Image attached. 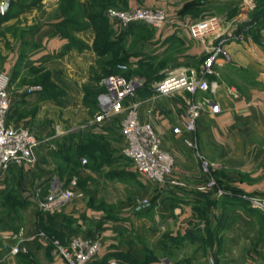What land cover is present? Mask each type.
<instances>
[{
	"label": "crops",
	"instance_id": "1",
	"mask_svg": "<svg viewBox=\"0 0 264 264\" xmlns=\"http://www.w3.org/2000/svg\"><path fill=\"white\" fill-rule=\"evenodd\" d=\"M193 1H125L126 8L140 6L164 10L167 20L159 29L133 25L127 32H117L108 23L112 32L109 51L119 50L126 60L124 65L128 67L123 72L136 74L135 77L144 82L136 91L141 99L137 116L141 122L152 126L162 149L172 156L171 179L182 182L184 187L169 186L156 190L152 201L132 207L131 216L126 213L122 216L109 214L90 199L89 204L85 205L84 202L83 207L75 208V211L65 209L68 207L65 205L60 214L48 215L52 220L45 221L41 230L13 229L1 220L0 264H64L53 255L52 244L45 241L59 240L64 244L72 236L99 237L102 240V251L92 264L116 260L117 254H129L138 261L150 256L153 257L150 264H208L206 254L211 250L216 254V264H255L259 261L257 250L260 249L259 240L264 231V218L260 211L250 208L238 195L247 193L264 197V49L252 39H247L242 45L227 44L225 50L229 61L218 62L216 74L207 78L210 89L206 93L200 92L191 97L184 91H178L167 96H155L150 88L152 83L160 81L167 73L198 71L205 57L204 48L182 26L184 22L210 14L213 8H208V4L214 5V9L241 5L240 0H205V7H202ZM248 1H252L254 6L260 1L259 6H264V0ZM248 16L249 12H244L239 16L240 22H248ZM55 27V24L46 23L31 31L27 40L37 47L36 51L27 53L28 61L43 63L45 58H57L66 74L80 84L89 82L91 68L100 66L103 70L112 71L107 62L98 63L102 57L93 51L92 30L76 33L84 44L71 46ZM124 77L128 79L133 76ZM83 95L81 93L77 100L78 106L84 107ZM191 98L197 101L206 98L218 107L215 114L206 107L197 121L198 149L203 156L217 164L219 183L234 190L233 195L216 198L198 190L204 176L196 153L185 144L183 135L172 133L173 128H183L187 103ZM124 116L125 113H122L115 117L121 122ZM39 117L42 115L39 114ZM110 122L99 125L92 123L94 128L101 131L91 132L89 136L97 139L108 135ZM22 125L39 138L54 134L50 142L60 136V132L50 131L43 125H33L30 118H25ZM104 143H100L99 149L110 145L109 149L113 150L112 140L105 137ZM38 151L48 150L43 145ZM32 168L24 167L21 171L10 168L6 175L0 176V185H4L10 171L24 172L27 177ZM94 168L92 170L98 171V167ZM125 172L137 176L133 169ZM52 179L46 182L42 195L47 193ZM13 182H16L14 178ZM143 205L145 207L141 208ZM148 213H153L154 218L148 232L149 240L153 243L134 244L129 241L130 224L133 218H137L146 231ZM17 242L26 248V253L14 256L4 250L3 246L11 247Z\"/></svg>",
	"mask_w": 264,
	"mask_h": 264
},
{
	"label": "rangeland",
	"instance_id": "2",
	"mask_svg": "<svg viewBox=\"0 0 264 264\" xmlns=\"http://www.w3.org/2000/svg\"><path fill=\"white\" fill-rule=\"evenodd\" d=\"M5 1L7 0H0V74L5 73L11 79L9 87L10 106L6 125L23 127L22 122H25V118H30L33 125H43L50 131L60 132V136L52 142H48L51 143L50 145L53 148L47 147L48 151L35 152V163L32 165V171L26 174L27 177L24 172H13V170L10 171V176L5 177L6 182L4 185H0V221L2 220L4 224L13 227V229L28 228L31 230L38 228V230H41L45 221L52 220L48 215L60 214L61 210L60 213H44L30 200L36 194L42 195L46 189V182L52 178H59L63 182V187L71 189L75 193L74 198L66 204L68 207L65 209L75 211V208L83 207L84 202L87 205L90 199H93L94 204L101 206L104 211L109 214L115 213L118 216H122L124 213L131 216L132 212L130 210L134 205L152 201L156 190H163L169 186L175 187L172 184L173 182L181 183L180 187H184L185 184L182 182L171 179L172 172L162 186H154L145 180H141L138 175H130L125 172L128 169L132 170V165L130 160L123 154L122 121L120 122L115 116L110 119L109 132L105 136L113 141V150L109 149L110 145H104L102 149H98L91 154H84L79 149V144L91 132L101 131L91 124L96 113L93 106V97L94 94L97 97L102 91L103 79L118 74L135 77L136 74L103 70L98 66L91 68L89 71V82L80 84L79 81L66 74L64 67L58 62L57 58H45V60H42L43 63L26 59L28 52H31V50L36 51L37 46L27 40L28 35L36 26L46 23L55 24L56 30L67 40L69 45L84 44L75 35L78 32L73 30L83 28L94 31L93 28L89 27L90 23L86 19V15L88 12L99 13L100 10L94 7V10L89 11L88 8L92 6L91 3L102 6L101 13L109 23L105 15L106 11L108 9H128L125 7L126 0H116L113 3L110 0H8L7 10L3 11ZM240 1L241 5L228 9L222 7L214 9V5L208 4V8L213 9H210V14L201 18H217L220 21L222 31H228V29L238 25L237 30L243 32L244 36L237 44L242 45L247 39H252L260 48L264 49V19H253L254 14L264 9V6H259L260 1L257 2L256 6L252 1ZM193 3L202 7H205L206 4L205 0H194ZM241 9L245 10L241 11ZM242 12L243 14L249 12V21L246 23L240 22L239 16L243 15ZM129 30L130 28L123 32ZM110 38H112V35ZM93 45L94 41L92 47ZM120 56V51L114 50L112 55L110 53V55L100 58L98 63L108 62L111 59L116 60ZM117 65H121V62ZM81 93H84L82 103H84L85 108L77 105ZM135 101L139 106L141 99L137 92ZM39 114L42 117L37 118ZM94 124L96 125V123ZM105 137H97L102 145L105 144ZM195 143L202 159L214 167L209 176L215 179L217 187H223L217 176V164L207 159L199 151L196 133ZM96 157H98L97 160ZM170 157L172 158L171 155ZM83 159L86 160L85 164H82ZM93 167H95L94 169L98 167V171L92 170ZM19 169L21 171L22 168ZM201 173L204 176V181L198 188L209 179V176L203 174L202 170ZM13 178L16 182H13ZM142 183H144V186ZM205 193L216 197L213 192ZM146 216L149 221L148 224H145L146 231L143 230L144 228L137 218H133V222L129 218L132 222L129 230L131 232L129 241L134 244L153 243L149 240V230L151 231L154 220L153 213H148ZM259 241L260 249L257 250L259 261H256L255 264H264V231ZM45 242L51 244L50 240ZM53 255L56 257L54 253ZM215 255L213 250L208 251L206 262L216 264Z\"/></svg>",
	"mask_w": 264,
	"mask_h": 264
},
{
	"label": "built area",
	"instance_id": "3",
	"mask_svg": "<svg viewBox=\"0 0 264 264\" xmlns=\"http://www.w3.org/2000/svg\"><path fill=\"white\" fill-rule=\"evenodd\" d=\"M106 17L110 25L117 31L128 30L132 25L145 26L150 29H159L166 23L167 17L164 10L159 8L134 7L125 10L108 9ZM220 21L215 17H205L194 21L184 22L190 36L199 41L204 48L205 57L198 71H175L165 75L160 81L151 84L150 88L155 96H167L178 91H184L191 97L197 93H206L209 89L207 78L216 74L215 67L218 62L229 61L225 46L229 43H240L244 33L237 30V26L222 31ZM124 64L117 65L120 72L126 71ZM144 84L138 77L125 78L124 76L111 75L103 79V91L96 98V113L92 123L104 124L114 116L125 112L121 122V135L124 140L123 154L132 165L133 171L143 180L156 185H164L171 175L173 161L170 155L160 146V139L152 126L141 122L137 116L135 95L138 88ZM9 87L10 77L0 74V175L5 174L10 168H24L35 163V152L40 147L53 148L50 140L52 137L39 138L28 128L6 125L9 112ZM32 90V89H31ZM35 90V89H34ZM208 107L215 114L218 107L206 98L195 100L191 98L186 107V120L183 128H173L174 135H183L185 144L193 149L200 162V168L206 176L214 170L212 164L203 160L197 151L195 133L197 121L204 109ZM86 160H82L85 164ZM198 188L202 192H213L216 197L230 196L234 193L217 187L214 178H210ZM174 186L181 183L173 182ZM75 196L74 191L63 187L59 178L50 181V187L45 195L36 194L31 197L37 208L49 214L59 212ZM250 208L260 211L264 217V197L243 193L238 195ZM53 253L64 264H92L98 259L103 243L99 237L72 236L62 244L59 240L51 242ZM10 255L26 253V248L19 242L11 247L3 246ZM104 264H120L115 259H110Z\"/></svg>",
	"mask_w": 264,
	"mask_h": 264
},
{
	"label": "trees",
	"instance_id": "4",
	"mask_svg": "<svg viewBox=\"0 0 264 264\" xmlns=\"http://www.w3.org/2000/svg\"><path fill=\"white\" fill-rule=\"evenodd\" d=\"M111 3L115 2L116 0H110ZM91 3V2H90ZM92 6H90L88 9L89 11L90 10H94L96 7L98 10H100L99 13H91V12H88L87 15H86V19L88 20V22L90 23L89 27L90 28H93V32H94V45H93V51L95 52V54L99 57H105L107 55H112L113 51L110 52L109 51V47L111 46V43L109 42L110 41V36L112 35V32L108 26V23L106 21V19H104L102 13H101V10H103L102 6L100 5H96V4H92ZM257 19H264V9H261L259 11H257V13L254 14L253 16V19L256 20ZM100 22V23H99ZM133 26V25H132ZM131 26V27H132ZM130 27V28H131ZM75 29L73 31L75 32H79V31H85L86 29ZM88 29V28H87ZM121 62V64H124L126 62L125 58L121 57L119 59H111L107 62V65L108 67L112 68V70H115L117 71V63ZM102 91H103V88H102ZM101 91V92H102ZM100 92V93H101ZM99 93V94H100ZM96 94H94V100H93V106H94V109H96V98L95 97ZM100 143L98 141V138L96 139L95 137H91V136H88L86 138H84V140L81 142V144H79V149L80 151H82V153L86 154V153H89L91 154L92 152L96 151L99 149L100 147ZM96 160L98 159V157L95 158ZM225 190H229L233 193H235L234 190L228 188V187H221ZM117 261L120 263V264H150L152 261H153V257H150V256H146L145 259L143 261H138L136 260L135 258H133L132 256H130L129 254H117Z\"/></svg>",
	"mask_w": 264,
	"mask_h": 264
},
{
	"label": "water",
	"instance_id": "5",
	"mask_svg": "<svg viewBox=\"0 0 264 264\" xmlns=\"http://www.w3.org/2000/svg\"><path fill=\"white\" fill-rule=\"evenodd\" d=\"M7 6H8V0L5 1L4 6H3V11L7 10ZM145 207V205L141 206V208Z\"/></svg>",
	"mask_w": 264,
	"mask_h": 264
}]
</instances>
